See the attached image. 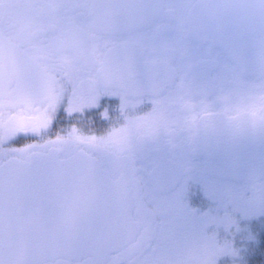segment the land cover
I'll return each instance as SVG.
<instances>
[{
	"label": "flooded vegetation",
	"instance_id": "obj_1",
	"mask_svg": "<svg viewBox=\"0 0 264 264\" xmlns=\"http://www.w3.org/2000/svg\"><path fill=\"white\" fill-rule=\"evenodd\" d=\"M77 154L127 185L139 234L41 264H202L157 241L158 198L216 218L211 184L263 206L264 0H0V166Z\"/></svg>",
	"mask_w": 264,
	"mask_h": 264
},
{
	"label": "water",
	"instance_id": "obj_2",
	"mask_svg": "<svg viewBox=\"0 0 264 264\" xmlns=\"http://www.w3.org/2000/svg\"><path fill=\"white\" fill-rule=\"evenodd\" d=\"M139 229L127 185L84 154L0 166V264L106 259L133 243Z\"/></svg>",
	"mask_w": 264,
	"mask_h": 264
},
{
	"label": "rangeland",
	"instance_id": "obj_3",
	"mask_svg": "<svg viewBox=\"0 0 264 264\" xmlns=\"http://www.w3.org/2000/svg\"><path fill=\"white\" fill-rule=\"evenodd\" d=\"M207 188L210 193L215 194L211 202L214 200L222 204L221 208L225 211L221 216L205 217V213H197L194 216L188 211L182 215L179 214L182 208L181 201L174 197L179 193H174L172 198L159 197L162 204L170 206L167 210L169 212L172 210L171 217H178V221H171L173 219L171 217L165 220L173 228L169 229L168 233L165 232L166 228L159 231L155 236L157 241L162 242L165 236L174 238L172 243L179 247V255H184L183 247L187 246V254L194 258L192 260L196 261L197 258L202 264H264V204L261 207L252 206L247 212L244 209L240 211L234 204L237 196L234 188L220 187L219 189H222L220 191L211 184ZM257 198H260V195ZM199 202L205 203L202 200ZM195 207L196 204L191 203L190 209ZM153 245L156 247L157 243ZM158 256L166 257L165 254ZM153 259L151 257L149 260L153 261ZM129 261H132V264H144L147 260ZM166 262L180 264L177 260H166Z\"/></svg>",
	"mask_w": 264,
	"mask_h": 264
}]
</instances>
